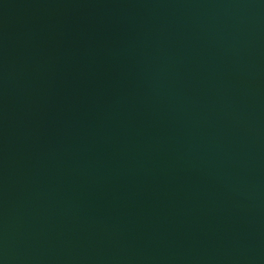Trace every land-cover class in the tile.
Wrapping results in <instances>:
<instances>
[{
  "label": "water",
  "instance_id": "95a60500",
  "mask_svg": "<svg viewBox=\"0 0 264 264\" xmlns=\"http://www.w3.org/2000/svg\"><path fill=\"white\" fill-rule=\"evenodd\" d=\"M0 264H264V0H0Z\"/></svg>",
  "mask_w": 264,
  "mask_h": 264
}]
</instances>
